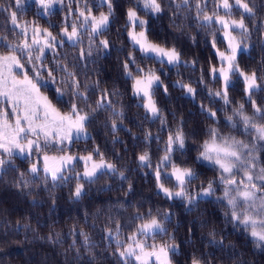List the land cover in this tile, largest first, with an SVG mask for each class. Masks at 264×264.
Returning <instances> with one entry per match:
<instances>
[{"label": "clouds", "instance_id": "9594fccd", "mask_svg": "<svg viewBox=\"0 0 264 264\" xmlns=\"http://www.w3.org/2000/svg\"><path fill=\"white\" fill-rule=\"evenodd\" d=\"M0 57L84 117L62 141L25 122L31 152L0 149V264H141L135 240L166 264H264V0H0ZM23 111L0 94L9 123ZM45 156L71 159L53 176Z\"/></svg>", "mask_w": 264, "mask_h": 264}, {"label": "snow or ice", "instance_id": "6c2138e0", "mask_svg": "<svg viewBox=\"0 0 264 264\" xmlns=\"http://www.w3.org/2000/svg\"><path fill=\"white\" fill-rule=\"evenodd\" d=\"M225 35L227 37L228 33H225ZM132 37L134 40H137L139 43H141L142 46L151 48L158 54L167 56L170 60L176 55L174 50L159 48L155 45L147 43L144 39L143 33L139 35L133 33ZM43 42L44 44H47L46 39ZM228 47L235 51V46L232 44L231 40H229ZM217 55L221 61L219 73L222 78L227 81L232 70V61L235 59V57L219 50L217 51ZM13 63L14 58L0 57V94L8 95L15 102L24 105V120L22 121L18 115L15 125H13L12 123H9L7 115L0 116V149L8 151L14 147L23 150L25 147H27L28 151L31 152L33 147L32 141H29L27 145H23L19 142L21 135L26 131L24 127L25 122L28 124L27 131H31L34 134L39 131L49 137H52L55 134L60 137L61 141L64 139V131L66 127L69 132L70 139L71 130L79 128L84 117H74L71 113H60L45 97L39 94L38 90L35 89L27 77H25L24 80H17L15 76H13ZM211 71L215 73L217 71L216 67L213 66ZM152 81L153 77L151 75L138 78L135 82L134 88L137 92H142L146 97H148ZM18 86L28 90L29 94H17L16 90ZM148 106L153 107L150 97ZM41 109H43L44 120L38 121L37 116ZM153 110H155L154 107ZM221 152L227 153L228 149L223 145L215 143V141L210 143L206 142V154ZM67 159L71 158L65 156H45L44 162L46 169L51 171L52 175L55 176L56 173L61 169L62 163ZM86 159H90V157ZM217 162L220 163L222 167L227 168L224 161ZM174 171L178 177L181 179L183 178V171L181 169H175ZM244 195H247V193H244ZM155 224L156 221L153 219L150 223L145 224L144 228L150 230ZM131 239L135 240V237H132ZM137 249H139L140 252V254L137 256V260L140 261L141 264H153V261H155V264H166L167 253L163 246L157 247L153 245L151 249H148L143 243L135 240L134 244L129 245L128 250L129 252H132Z\"/></svg>", "mask_w": 264, "mask_h": 264}, {"label": "trees", "instance_id": "16d2710c", "mask_svg": "<svg viewBox=\"0 0 264 264\" xmlns=\"http://www.w3.org/2000/svg\"><path fill=\"white\" fill-rule=\"evenodd\" d=\"M214 59H215V57H214Z\"/></svg>", "mask_w": 264, "mask_h": 264}]
</instances>
